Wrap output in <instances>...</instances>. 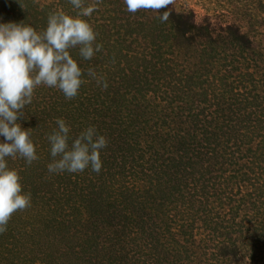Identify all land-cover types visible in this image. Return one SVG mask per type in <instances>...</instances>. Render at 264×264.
Here are the masks:
<instances>
[{"label":"trees","instance_id":"obj_1","mask_svg":"<svg viewBox=\"0 0 264 264\" xmlns=\"http://www.w3.org/2000/svg\"><path fill=\"white\" fill-rule=\"evenodd\" d=\"M250 2L255 15L221 26L173 0L155 12L129 13L124 0L110 9L106 32L152 52L113 72L98 53L73 50L85 73L78 95L34 90L18 122L39 158H8L31 205L0 233V264H264V2ZM48 15L34 0H0V23L41 31ZM60 117L73 138L89 125L106 137L98 173H48Z\"/></svg>","mask_w":264,"mask_h":264},{"label":"clouds","instance_id":"obj_2","mask_svg":"<svg viewBox=\"0 0 264 264\" xmlns=\"http://www.w3.org/2000/svg\"><path fill=\"white\" fill-rule=\"evenodd\" d=\"M75 14L63 10L50 12L46 27L37 31L31 25L15 22L0 23V233L6 231L11 215L31 205V193L22 190L21 178L10 168L8 158H23L31 164L39 157L31 138L32 128H23L18 117L32 102L39 86L58 89L65 99L78 95L84 83V71L71 54L75 50L82 60H91L102 49L98 33L85 19L97 8L87 0H69ZM172 0H124L126 10L164 8ZM161 22L168 13L159 15ZM87 75L102 88L108 83L103 75L89 68ZM56 127L47 134L51 162L50 174L80 173L85 169L99 172L101 150L107 139L94 125L82 129L73 138L71 126L62 117L55 119Z\"/></svg>","mask_w":264,"mask_h":264},{"label":"rangeland","instance_id":"obj_3","mask_svg":"<svg viewBox=\"0 0 264 264\" xmlns=\"http://www.w3.org/2000/svg\"><path fill=\"white\" fill-rule=\"evenodd\" d=\"M35 4H39V8L43 11V14L47 15L50 12L56 10H63L69 14H75L69 0H34ZM118 1L123 0H87L88 3H96L97 8L90 17H86L94 27V30L98 33L97 42L102 44V49L98 54L101 56L100 60L107 66V68L113 72H116L117 66L119 68H125L128 64H134L131 60L134 56H140L142 54L151 53L152 46L146 45L142 40L140 43L133 42V35H129L130 38H126V43L121 41L125 39V32H116L113 30L111 34H108L102 27L104 23L109 22L110 9L115 7ZM174 9L178 13L189 12L194 13L195 21L198 24H205L207 21L223 25L225 22H234L239 18L247 15H255L252 11L250 0H173ZM264 2V0H262ZM255 6H259V1L255 3ZM261 8V7H260ZM264 21L263 13L261 16ZM119 24V23H118ZM256 26H264V24H257ZM248 28V27H247ZM129 34V33H128ZM258 40L264 38V34L260 32ZM110 39V45L116 46L114 48L108 47L103 40ZM99 40V41H98ZM133 44V53L127 51L129 44ZM95 58V56H94ZM99 57H97L98 59Z\"/></svg>","mask_w":264,"mask_h":264}]
</instances>
